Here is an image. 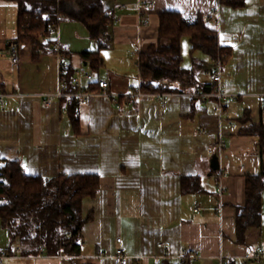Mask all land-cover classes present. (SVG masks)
<instances>
[{"label":"crops","instance_id":"0c3cea01","mask_svg":"<svg viewBox=\"0 0 264 264\" xmlns=\"http://www.w3.org/2000/svg\"><path fill=\"white\" fill-rule=\"evenodd\" d=\"M101 1L111 16V43L99 49L81 23L61 21L58 39L67 48V65L90 70L81 54L99 51L103 66L95 76L112 92L131 91L140 84L139 54L167 45L158 38L160 13L205 18L217 9L218 27L206 24L227 53L222 87L229 98L219 116L216 98L199 95L213 85L210 57L197 53L182 62L195 82L173 83L177 90L163 92V108L158 93H145L134 103L120 98L118 109L109 98L97 97L78 107L76 131L64 100L48 106L42 101L58 85L54 50L17 43L19 63H10L4 50L17 24V8L0 0V31L5 32L0 35V165L18 161L25 173L43 178L99 177L96 195L82 202L83 217L92 219L83 226L78 255H14L20 243L0 223V252L8 254L2 264H114L119 237L129 264H255L250 256L264 247V191L260 223L248 227L241 241L235 212L245 204L246 176L264 172L259 137L245 132L264 123V0H246L238 9L219 0ZM149 2L151 10L144 8ZM217 140L225 148L209 153V143Z\"/></svg>","mask_w":264,"mask_h":264},{"label":"trees","instance_id":"16d2710c","mask_svg":"<svg viewBox=\"0 0 264 264\" xmlns=\"http://www.w3.org/2000/svg\"><path fill=\"white\" fill-rule=\"evenodd\" d=\"M17 8V43L35 44L51 48V41L43 43L40 34H48L52 26L61 21L81 23L98 48L111 43V16L101 0H4ZM246 0H219V4L232 9L242 8ZM37 16V18H35ZM158 38L167 45L158 44L139 54L140 89L144 93L174 92L173 83L188 85L195 82L194 72L182 67L181 40L188 37L190 53L199 50L209 57L218 52L216 32L209 28L202 14L188 17L179 12H162L158 15ZM27 22L28 25H25ZM92 72L103 66L99 51L82 53ZM96 90L95 86L90 87ZM213 86L204 89L212 91ZM67 115L73 128L79 125L78 107L70 101ZM247 133H256L258 146L264 150V123L250 126ZM182 179L183 190L187 181ZM99 190L96 174H59L51 178L25 173L18 161L0 165V223L12 240L20 243V254H39L44 248L48 256H76L80 252L83 226L92 219L83 217L82 202L92 198ZM264 191V172L245 178V204L236 207L235 224L238 240L246 229L260 223Z\"/></svg>","mask_w":264,"mask_h":264},{"label":"built area","instance_id":"2783aa9c","mask_svg":"<svg viewBox=\"0 0 264 264\" xmlns=\"http://www.w3.org/2000/svg\"><path fill=\"white\" fill-rule=\"evenodd\" d=\"M144 8L151 10L153 9V5L151 2L147 3ZM37 18V16H35ZM206 22L211 27H218V10L213 9L209 11L205 15ZM25 25H28L27 22ZM0 35H5L3 30L0 31ZM12 40L9 42L8 47L4 50L7 55L10 63L12 65H17L19 63V49L18 44L16 42L17 38V28L16 26L11 30ZM40 41L46 43L51 41V49L54 50L57 59H58V85L57 89L54 93H47L43 95V104L50 105L54 101L60 103V101L64 100L66 106L70 101L77 107L86 106L92 103L97 97H107L114 104L115 108H119V99L125 98L129 103H134L135 100L143 96L145 93L141 91L140 84L134 87L131 91L125 93H115L110 91L109 84L105 80L98 79L95 74L90 70H82L79 68H74L65 63L66 59V46L62 45L58 39V26H52L49 29L48 34H40ZM219 47V45H218ZM225 57V53L218 52L214 57H210V62L212 65L211 72L209 74V80L213 85V89L210 92L199 93L202 97L212 96L217 100V107L215 109L216 113L221 116L223 113V105L229 98V95L224 92L222 87V80L224 77L222 71V63ZM95 86L96 90H92L90 87ZM198 94V92L196 93ZM4 95H0V100L2 101V97ZM160 106L164 107V96L163 93H158ZM225 148V144L221 140H217L209 143L208 152L211 154H219ZM222 173L219 172L215 176V182L218 184L220 178L222 177ZM198 208H195L194 211H197ZM115 251L113 255L114 264H129V257L126 253V249L122 245V239H115ZM158 246L164 248L165 251L168 252L169 247L164 243H159ZM39 251L44 253V248L40 247ZM14 255L20 254V249L14 248ZM8 254L5 250L0 252V264L3 263V259L7 258ZM191 258H197V253H192ZM250 260L255 264H264V247H256L254 253L250 256Z\"/></svg>","mask_w":264,"mask_h":264},{"label":"rangeland","instance_id":"374dc122","mask_svg":"<svg viewBox=\"0 0 264 264\" xmlns=\"http://www.w3.org/2000/svg\"><path fill=\"white\" fill-rule=\"evenodd\" d=\"M197 53H200V55H203L201 51H196V52H193L191 54L190 53V45H189L188 37H183L182 40H181V54H182V57H183L184 61H191L192 58L196 57ZM224 59H225V57H224Z\"/></svg>","mask_w":264,"mask_h":264}]
</instances>
